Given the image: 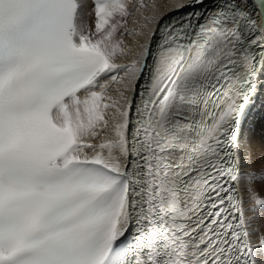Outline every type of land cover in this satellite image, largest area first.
<instances>
[{
    "label": "snow or ice",
    "instance_id": "1",
    "mask_svg": "<svg viewBox=\"0 0 264 264\" xmlns=\"http://www.w3.org/2000/svg\"><path fill=\"white\" fill-rule=\"evenodd\" d=\"M146 7L0 0V264H264V0Z\"/></svg>",
    "mask_w": 264,
    "mask_h": 264
},
{
    "label": "bare ground",
    "instance_id": "2",
    "mask_svg": "<svg viewBox=\"0 0 264 264\" xmlns=\"http://www.w3.org/2000/svg\"><path fill=\"white\" fill-rule=\"evenodd\" d=\"M134 2L138 3L139 0H134ZM176 2L177 0H144V3L147 5V7L134 11L132 17L129 18L127 24V27L130 30L135 29L136 31H143L144 36L137 37L135 34H130L123 37L125 41V47L129 50V57L121 58L119 60L120 63H129L131 57L138 52L139 44L142 43L147 38L148 31L152 27V25L148 24L147 26H145L146 21L144 18L150 16L158 17L160 15H164L165 13H168L167 17L177 14L179 13V10L171 11L172 6ZM87 12L88 9L86 8L84 10L82 23L85 26H88L89 24H93L94 26V22L88 16ZM120 75H123V73H120ZM116 87L117 85L112 86L113 92L115 91ZM261 126H262L261 121L258 118L255 125V139L253 142V147L255 148L258 156L261 150ZM253 240L254 243L258 242V237H253Z\"/></svg>",
    "mask_w": 264,
    "mask_h": 264
}]
</instances>
